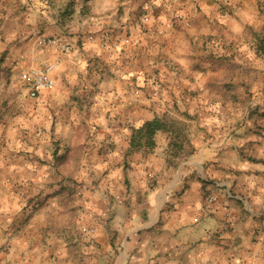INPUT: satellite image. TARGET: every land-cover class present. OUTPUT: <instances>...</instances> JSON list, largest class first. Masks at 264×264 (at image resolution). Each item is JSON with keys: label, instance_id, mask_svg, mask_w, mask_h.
I'll return each instance as SVG.
<instances>
[{"label": "crops", "instance_id": "crops-1", "mask_svg": "<svg viewBox=\"0 0 264 264\" xmlns=\"http://www.w3.org/2000/svg\"><path fill=\"white\" fill-rule=\"evenodd\" d=\"M76 1L48 32L74 46L53 89L31 99L16 81L0 93V264H68L61 241L74 180L95 192L89 252L110 251L107 219L113 244L121 240L112 264L122 253L124 264H264V120L216 91L243 75L260 96L264 63L248 28L259 29L264 0ZM34 53V42L15 46L4 66L20 71ZM154 117L181 121L192 146L171 181V129L155 133L150 152L130 147L133 130Z\"/></svg>", "mask_w": 264, "mask_h": 264}, {"label": "rangeland", "instance_id": "rangeland-1", "mask_svg": "<svg viewBox=\"0 0 264 264\" xmlns=\"http://www.w3.org/2000/svg\"><path fill=\"white\" fill-rule=\"evenodd\" d=\"M76 4V0H0V93L6 86H13V84L15 86L20 73L18 70L14 72L10 69L8 70L4 66L9 52L15 46L22 43H31L39 36L52 34L48 32L52 26L51 21H54L56 13L58 14L59 10L62 11L66 8L61 15L64 20L66 16L72 15L77 11L78 7H76ZM258 4L260 6L259 15L255 23L260 24V28L264 25V2L260 1ZM240 52L242 55L243 50ZM250 52L254 56L252 50ZM21 56L26 58L25 55ZM231 56L228 55L229 58ZM258 84L261 86L259 97L248 91L250 85L256 86V80L252 79L251 82H248L243 78V75L238 80L231 79L230 81H226L223 84V87L227 88L224 92H221L222 90L220 89L216 91L219 100L223 103L231 104L242 112H244L246 107H249L252 113L247 115L248 118L254 121L258 119L264 120V117L253 112L256 105L260 106L264 104V80L258 82ZM242 112L239 114L241 121L246 119V116ZM166 122L169 125L180 127L178 122L181 121H178L175 117H169ZM174 139V145H172L171 149L169 148V152L167 153L169 156L167 161L169 175L167 174L165 181L172 180L173 173L178 168L179 159L188 156L192 151V146L188 143L185 133H181L177 139ZM68 188L69 193L65 197V203L69 208L66 215L67 218H70V233L68 237H65V240L61 241L67 249V257L61 258V260L68 264H112L117 252L119 250L122 252V250L120 248L121 240L117 244H113L112 240L116 236L113 235L112 237V234H116V232L112 230V224H109L111 219H107V222H109L105 225L107 227L106 232L109 234V243L111 244L110 251L105 253V255L98 254L97 256L95 252L91 253L88 250L89 246L94 245V239L92 238H94L97 232L96 217L99 216L97 204L95 203L94 189L91 186H86L83 182L75 180ZM62 202H64L63 198ZM63 229V224L56 226L57 231H62ZM125 259V254L122 253L120 263L124 264ZM1 261L0 258V263Z\"/></svg>", "mask_w": 264, "mask_h": 264}, {"label": "built area", "instance_id": "built-area-1", "mask_svg": "<svg viewBox=\"0 0 264 264\" xmlns=\"http://www.w3.org/2000/svg\"><path fill=\"white\" fill-rule=\"evenodd\" d=\"M177 19H182L180 15H176ZM149 17H143L141 24H149ZM157 34L163 35V31H157ZM110 31L105 30L103 33V44L109 39ZM91 39V36H88ZM128 39V38H127ZM132 45L138 44V38H131L127 40ZM35 53L31 56V64L24 65L20 70L17 85L21 89H25L27 96L34 99L39 93L53 89L55 82L53 79V72L55 71L61 57L70 54L74 50V46L64 42L60 37L48 34L42 35L34 41ZM52 50L57 58H49L45 56L41 58V54H46L47 51ZM21 62H25L23 56L20 57ZM209 202L213 201V197L208 198ZM223 209H226L225 207ZM211 238V235L207 236Z\"/></svg>", "mask_w": 264, "mask_h": 264}, {"label": "trees", "instance_id": "trees-1", "mask_svg": "<svg viewBox=\"0 0 264 264\" xmlns=\"http://www.w3.org/2000/svg\"><path fill=\"white\" fill-rule=\"evenodd\" d=\"M64 10H66V8ZM64 10L58 11V13H61L59 14L60 16L64 13ZM248 33L250 41L253 43V45L249 46L250 50H252L254 56L258 58V60L264 63V25L256 30L248 28ZM223 88L224 90L227 89L226 87ZM253 112L258 113L261 117H264V104L260 106L256 105ZM250 113L252 112H249V114ZM170 129L172 130V133H174V138L176 139L181 135V133H184L181 127L169 125L165 119L154 117L153 119L146 121L141 127L133 130L130 147L132 150H138L144 147L149 152L154 147L153 137L155 133L157 131H170ZM172 145H174V143H172ZM250 161L258 162V160L255 159H250Z\"/></svg>", "mask_w": 264, "mask_h": 264}]
</instances>
